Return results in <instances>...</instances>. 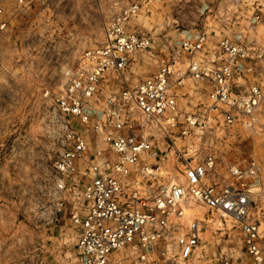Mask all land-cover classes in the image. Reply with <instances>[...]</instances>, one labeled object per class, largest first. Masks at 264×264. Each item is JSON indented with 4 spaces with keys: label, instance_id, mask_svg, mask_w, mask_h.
Masks as SVG:
<instances>
[{
    "label": "built area",
    "instance_id": "built-area-1",
    "mask_svg": "<svg viewBox=\"0 0 264 264\" xmlns=\"http://www.w3.org/2000/svg\"><path fill=\"white\" fill-rule=\"evenodd\" d=\"M15 1L24 7L49 0ZM225 1L204 0L200 9L222 15ZM252 5L258 10L249 18L254 28L262 21L264 4L255 0ZM140 9L139 1L115 13L103 9V43L83 52L54 97L53 134L61 150L54 162V206L45 211L46 218L54 221L69 207L79 230L70 264H127L129 259L131 264H161L155 256L161 246L172 262L186 263L202 256V221L195 215L188 223L183 220L193 203H201L238 225L246 253H221L201 264H264V205L258 214L252 211L264 197L261 166L250 161L246 166L227 163L224 169L215 150L192 159L179 150L181 165L176 161L169 169L153 139L154 130L175 125L182 111L181 89L189 79L208 92L196 109H184V136L192 127L208 131L236 122L254 127L264 103V46L255 48L239 32L220 35L217 47L209 49L206 29L185 30L178 45L168 43L158 55L152 35L127 29ZM6 12L0 1V36L11 24ZM142 51L155 57L157 67L134 82L133 61L140 62L135 57ZM109 73L120 75L118 89L110 88ZM77 123L94 131V146ZM171 242L175 246L169 251Z\"/></svg>",
    "mask_w": 264,
    "mask_h": 264
},
{
    "label": "rangeland",
    "instance_id": "rangeland-1",
    "mask_svg": "<svg viewBox=\"0 0 264 264\" xmlns=\"http://www.w3.org/2000/svg\"><path fill=\"white\" fill-rule=\"evenodd\" d=\"M0 1L11 19L9 28L0 36V264H70L75 260L79 230L70 220L68 210L54 221L46 218L45 213L54 206V162L61 150L53 134L54 97L72 76L83 52L103 43V9L112 2L111 12H118L115 4L118 0H49L45 5L36 3L24 7L15 0ZM167 1L144 0V8L127 25L129 30L152 35L158 55L164 53L168 43L178 45L185 30L206 29L210 35L209 49L217 47L220 35L239 32L255 48L264 46V10L257 27L249 25V18L258 11L252 5L255 0H241L237 4L226 0L221 4L222 15L213 10L207 19V13L200 9L204 0H193L196 4L189 11H169ZM257 1L264 4V0ZM170 17V21L178 20L158 23ZM179 17L187 22L182 23ZM135 60L145 63L143 74L146 75L157 67L155 57L152 59L143 51ZM152 60L156 64L148 63ZM139 75L135 72L130 79L135 82ZM109 76L110 88L118 89L120 75L109 73ZM106 91L102 90L101 101ZM207 92L206 86L187 80L181 89L182 111L175 125L154 130L155 145L167 156L169 169L176 161L181 165L177 159L179 150L187 153L189 159L215 150L224 169L227 163L246 166L256 161L261 166L264 183V106L254 127L236 122L214 126L208 131L192 127L187 136L180 132L185 124L184 109H196ZM77 125L80 131L89 134V143L94 146V131L84 124ZM255 205L252 211L258 214L264 197ZM188 212L190 217L183 219L185 223L193 215L203 223L199 247L202 256H193L186 263L172 262L170 253H163L161 246L155 253L161 264H201L221 253L246 257L240 228L230 217L212 212L201 203H193ZM173 246L171 242L169 251Z\"/></svg>",
    "mask_w": 264,
    "mask_h": 264
},
{
    "label": "crops",
    "instance_id": "crops-1",
    "mask_svg": "<svg viewBox=\"0 0 264 264\" xmlns=\"http://www.w3.org/2000/svg\"><path fill=\"white\" fill-rule=\"evenodd\" d=\"M132 1L142 2L141 8H144V6H145L144 5V0H118L117 3H115V4L118 7L117 9H120L121 7H124L126 4H128V3L132 2ZM194 3L195 2L193 0H169V1L165 2V4L169 5L168 7H166L167 10H169V11H171V10L174 11V10H177V9L178 10L189 11V9L194 6L193 5ZM165 4H163V5H165ZM111 5H112V2H110V6L107 7V8H105V9L112 10L111 9V7H112ZM166 8L159 7V9H163V10H166ZM205 13H207V15H208V16L207 15L205 16V18L207 19L210 16V14H209V12H205ZM162 20L163 21H158V23H169V22H172L173 23V21H177L178 19L177 18H172V21H170L171 20V17H170V18H168L167 21H166V19H162ZM179 20L182 23L187 22V20L184 17H179ZM148 63L156 64V62L154 63V60H152L151 62H148ZM143 64H145V63L144 62H141L140 63L139 61L134 62V66L132 67V71H133L132 75L135 72L136 73L139 72L140 75H139L138 78L146 76V73L143 74ZM155 69H156V65H155V67H153V70H151L148 74H150L151 72H153ZM263 106H264V103L262 105V110H263ZM67 210H68L69 217H70V209H69V207H66L65 208V210L62 212V215H64L65 214V211H67ZM70 220H71V218H70Z\"/></svg>",
    "mask_w": 264,
    "mask_h": 264
}]
</instances>
